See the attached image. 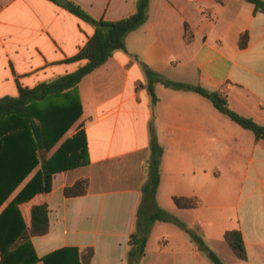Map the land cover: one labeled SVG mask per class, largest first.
<instances>
[{"label":"crops","instance_id":"1","mask_svg":"<svg viewBox=\"0 0 264 264\" xmlns=\"http://www.w3.org/2000/svg\"><path fill=\"white\" fill-rule=\"evenodd\" d=\"M71 1L108 21L136 11V0ZM94 33L50 0H0V99L17 97L19 85L35 88L78 70L87 61L68 60ZM244 33L249 41L241 49ZM126 47L68 97L54 99L77 118L51 151H40V160L83 130L89 164L54 174L50 192L27 194L14 205L29 228L32 208L48 204L49 232L31 238L36 264L51 256L48 264H129L154 136L164 149L157 203L195 229L205 246L177 225L157 222L138 264H214L210 252L224 264H264V140L195 92L157 83L154 103L142 64L165 79L222 92L233 111L264 125V12L245 0H151L149 19L127 36ZM18 156L12 141L0 150V214L42 167L18 185ZM83 178L88 193L66 197L65 188ZM176 196L199 205L180 209ZM232 230L241 232L247 260L226 242Z\"/></svg>","mask_w":264,"mask_h":264},{"label":"trees","instance_id":"2","mask_svg":"<svg viewBox=\"0 0 264 264\" xmlns=\"http://www.w3.org/2000/svg\"><path fill=\"white\" fill-rule=\"evenodd\" d=\"M50 1L92 25L95 33L85 47L75 57L68 60L69 63L87 61L78 70L67 73L54 81L43 82L35 88L19 85L17 97L0 99V150L8 151L11 141L12 146L16 147V152L19 154L17 167L18 171L22 172L16 184L19 185L25 176L42 162L41 169L14 200L13 206L7 207L0 214V264L38 263L39 259L31 238L47 234L50 228L48 204L44 203L32 208V222L29 228L25 225L20 210L14 205L22 202L27 194L50 192L54 174L89 164L87 137L83 130L79 131L74 138L66 140L49 160L45 158L40 160V151H51L77 118V116L73 117V114L70 115L60 110L54 104V99L62 96L68 97L83 78L105 65L116 51H127L126 38L147 22L151 2V0H136L134 14L120 20L108 21L104 18H94L71 0ZM245 1L253 4L256 11L264 12L263 0ZM248 41V34H242L239 47L246 48ZM142 64L149 78L148 91L154 103L158 101L155 93L157 83L176 90L195 92L209 99L220 113L242 128L251 131L256 140H264V125L233 111L229 105L228 95L218 91H209L201 86L165 79L145 63ZM46 101L50 106L41 105ZM151 150L152 156L147 164L149 180L142 190L143 199L137 212V230L131 237L133 249L128 254L129 264H138L145 252L152 226L157 222L173 223L185 231L201 248L205 246L203 239L195 229L188 228L178 217L158 205L156 195L161 181L160 168L164 149L158 143L156 136L153 137ZM89 187V180L83 178L73 186L66 187L64 194L68 198L83 196L88 193ZM173 201L180 209H194L199 205L197 198L176 196ZM225 240L238 259L247 260L245 243L239 230L228 231L225 234ZM88 252L90 255L93 254L91 249ZM208 255L214 264H224L215 253L210 252ZM51 257L44 259L46 264Z\"/></svg>","mask_w":264,"mask_h":264},{"label":"rangeland","instance_id":"3","mask_svg":"<svg viewBox=\"0 0 264 264\" xmlns=\"http://www.w3.org/2000/svg\"><path fill=\"white\" fill-rule=\"evenodd\" d=\"M48 101H51V100H48ZM45 103H47V101Z\"/></svg>","mask_w":264,"mask_h":264}]
</instances>
